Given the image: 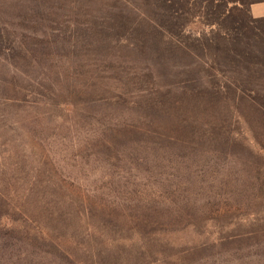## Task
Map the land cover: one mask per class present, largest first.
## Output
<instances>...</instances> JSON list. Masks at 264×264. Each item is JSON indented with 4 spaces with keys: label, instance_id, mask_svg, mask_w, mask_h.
<instances>
[{
    "label": "rangeland",
    "instance_id": "obj_1",
    "mask_svg": "<svg viewBox=\"0 0 264 264\" xmlns=\"http://www.w3.org/2000/svg\"><path fill=\"white\" fill-rule=\"evenodd\" d=\"M249 1L0 0V264H264Z\"/></svg>",
    "mask_w": 264,
    "mask_h": 264
},
{
    "label": "crops",
    "instance_id": "obj_2",
    "mask_svg": "<svg viewBox=\"0 0 264 264\" xmlns=\"http://www.w3.org/2000/svg\"><path fill=\"white\" fill-rule=\"evenodd\" d=\"M247 10L248 13L254 18L264 17V0L248 3Z\"/></svg>",
    "mask_w": 264,
    "mask_h": 264
},
{
    "label": "trees",
    "instance_id": "obj_3",
    "mask_svg": "<svg viewBox=\"0 0 264 264\" xmlns=\"http://www.w3.org/2000/svg\"><path fill=\"white\" fill-rule=\"evenodd\" d=\"M228 1H230V2H239L240 4H243L244 2H243V0H228ZM255 1H261V0H251V1H249L248 3H250V2H255ZM247 3V4H248ZM248 11V10H247ZM249 14V13H248ZM250 15V14H249ZM251 16V15H250ZM252 17V16H251ZM252 18H254V17H252ZM255 19V18H254Z\"/></svg>",
    "mask_w": 264,
    "mask_h": 264
}]
</instances>
